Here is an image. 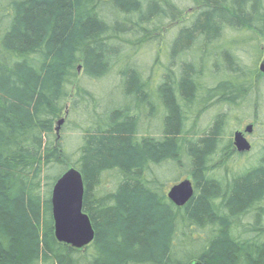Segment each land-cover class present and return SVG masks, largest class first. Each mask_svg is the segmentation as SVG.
I'll return each instance as SVG.
<instances>
[{"label": "trees", "instance_id": "trees-1", "mask_svg": "<svg viewBox=\"0 0 264 264\" xmlns=\"http://www.w3.org/2000/svg\"><path fill=\"white\" fill-rule=\"evenodd\" d=\"M183 1L0 0V264H264V152L230 157L232 122L264 101V0ZM112 74L122 101L102 110ZM70 167L95 230L81 249L52 214ZM183 177L194 195L179 207L167 185Z\"/></svg>", "mask_w": 264, "mask_h": 264}, {"label": "water", "instance_id": "water-1", "mask_svg": "<svg viewBox=\"0 0 264 264\" xmlns=\"http://www.w3.org/2000/svg\"><path fill=\"white\" fill-rule=\"evenodd\" d=\"M80 69V68H79ZM260 71L264 74V61L260 64ZM64 118L57 123L59 132ZM248 125L245 132H251ZM234 143L238 151L250 149V143L242 131L235 132ZM85 185L83 175L75 167L68 168L54 183L52 188V214L54 218L55 236L59 242L81 249L88 246L95 238V230L89 215L84 212L83 200ZM194 195V186L189 178L173 184L167 192V197L176 206L186 205ZM188 264H204L200 260H193Z\"/></svg>", "mask_w": 264, "mask_h": 264}, {"label": "rangeland", "instance_id": "rangeland-1", "mask_svg": "<svg viewBox=\"0 0 264 264\" xmlns=\"http://www.w3.org/2000/svg\"><path fill=\"white\" fill-rule=\"evenodd\" d=\"M177 1H178V4L180 6L184 7V5L186 4L183 0H177ZM186 7H188V5ZM104 9H105V11H108L110 13L115 11V7H113L111 4L104 5ZM189 9H192V8H189ZM184 13L185 14H183V15L178 17L177 22H176L177 24H173V25L167 24V25H169L170 28L177 27L176 25H179V24L183 23V20H185L186 18H187V20L190 19L192 14H193V11L184 12ZM260 45L263 48L262 50H264V40L263 39L260 40ZM152 50H154V48ZM241 52H242V50L239 51V54H241V56L244 57L245 61L249 62V64H250V62H251L253 57H251L250 54H246L244 51L242 53ZM127 56L130 57L129 51L127 52ZM143 56H145V53H142L139 56L140 57V61H141L139 63L141 65H143L142 66L143 70L146 72L147 69L149 70V68L151 67V63H148L149 61L147 60L149 58V54H147L142 59ZM160 56H161V60L160 61H161V64H162L164 53L162 52ZM261 60L264 61V53H263V56H262ZM132 61L134 62V60H132ZM259 62H260V60H259ZM261 62H260V64H261ZM224 64L227 65L226 62ZM117 77H118L117 74H112L111 76H109L107 78V80L101 82L98 85V87H97V89L95 91V92H97V96L100 99V106H101L102 110L109 109V108L119 104L122 101L121 100L122 99L121 98V96H122L121 95V89L122 88L120 87L122 81L120 82L119 81V77L118 78ZM260 102H261V105L259 107L260 108L259 117L255 114L254 116L257 117V118H255V120L246 121V119H249V118H244V113L240 112L241 113V118H242V122H241L242 124H237V123L234 124L232 122V124H231L232 127H231V130H230V133H231L230 135H231L232 138H234L235 132L242 131L243 133H246L245 132L246 127L248 125H251L252 126V130H253L252 139L256 142V149H257V146H258V141L261 140L263 135H264V101L261 100ZM90 110H91V107H90ZM219 110H220V108L209 109L202 116L200 122H204V121L207 122L209 120H212V118L215 117V115L219 112ZM204 124H205V122H204ZM153 129H156V126H154ZM66 130H67V135L72 140V142H74V144H75V137H77V133H76L77 131L74 132L70 127H67ZM59 131H60L61 135H64V130L62 128ZM62 131H63V133H62ZM74 144L71 143L70 146H73ZM254 153H255V151L253 152V154ZM253 154L242 157L240 159L238 167L242 168L243 164L247 163L248 161L250 162V160L247 161V159L251 158ZM258 156L259 155L253 156L251 162L256 163ZM176 176H177V172L170 166L167 167L166 171H163V170L159 171V174H158L159 179H163V181L174 179V178H176ZM186 177H188V176H186ZM181 179H184V177L181 178ZM181 179H179L178 181H175L173 183L169 182V184L167 185V191L170 189V187L173 184L179 182ZM111 186H112L111 183H109L108 186H106L107 187L106 189H110Z\"/></svg>", "mask_w": 264, "mask_h": 264}, {"label": "flooded vegetation", "instance_id": "flooded-vegetation-1", "mask_svg": "<svg viewBox=\"0 0 264 264\" xmlns=\"http://www.w3.org/2000/svg\"><path fill=\"white\" fill-rule=\"evenodd\" d=\"M244 135H245L246 139L248 140V142L250 143V149L246 150V151H243V152L238 151V149H237V147H236V145L234 143V138H231V142H230V157L231 156H233V157L236 156L237 158H242L244 156L253 154L254 151H255V153L252 156L258 155V154L260 155V154H262L264 152V137H262V139L258 141V146H257V149H256V142L252 139L253 130H251V132L244 133ZM231 172L232 171L230 170V173Z\"/></svg>", "mask_w": 264, "mask_h": 264}]
</instances>
